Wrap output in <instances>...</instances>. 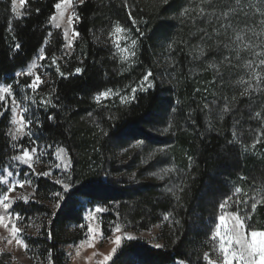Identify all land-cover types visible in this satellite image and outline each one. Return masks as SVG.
<instances>
[{
    "label": "trees",
    "instance_id": "obj_1",
    "mask_svg": "<svg viewBox=\"0 0 264 264\" xmlns=\"http://www.w3.org/2000/svg\"><path fill=\"white\" fill-rule=\"evenodd\" d=\"M59 1L25 0L22 15L15 17L11 13V0H0V82L10 83L42 48L47 59H61L54 71L48 72L51 106L38 111L32 127L40 143L66 148L72 160L69 174L74 187L64 194L62 207L50 216V223L44 224L39 236L28 240V246L38 247L50 264H62L64 246L76 238L69 232L84 205L81 200L86 204L111 202L117 203L116 210L121 219L141 229L157 221V216L165 212L170 214L172 222L171 229L167 225L162 229V234L168 232L166 237L162 235V248L125 242L110 264H172L176 260L192 264L189 256L195 252L200 256L205 249L200 227L205 218L211 217L207 214L211 205L205 203L216 202L221 194L236 187L241 188V193L233 200H249L247 211L251 216L248 224L252 229L264 231V203L258 204L255 212L251 209V198L257 196L260 199L257 190L264 189V100L257 102L256 97L251 100L249 96H241L234 86L236 72L226 64L220 66L224 76L219 80L210 68L197 75L191 72V57H195L190 50L192 32L188 24L182 22L213 21L224 12L233 19L237 0H170V4L163 6L159 0H85L84 4L74 0V30L79 35L71 53L64 58L63 36L50 26L54 5ZM202 9L205 15L200 14ZM181 12L185 14L182 16ZM9 21L12 22L11 31ZM174 22L180 25L176 26ZM117 24L127 28L133 39L138 40L137 55L130 64L122 61L117 52L114 31ZM140 32L144 33L143 37ZM212 40L207 38L203 42L207 48L202 59L204 65L220 61L214 58L217 49ZM16 43L22 45L19 51L15 49ZM169 43H173V47L168 49L170 58L164 69L172 74L161 83L155 79L159 71L156 70V59L160 45ZM57 66L64 76L56 71ZM77 67L83 71L75 73ZM165 70L161 71L162 76ZM149 72L154 87L147 92L138 91L137 99L126 104L97 105L94 97L101 91L137 85ZM225 97L232 111L221 120L220 111L214 108L212 101L221 104ZM205 104L211 112L204 108ZM256 112L262 114L261 118L255 117ZM113 114L116 119L110 120L109 116ZM49 116L54 119L49 120ZM149 117L152 122L146 123ZM159 121L172 122L174 135L165 137L171 139L167 158L183 171L180 200L174 204L168 198L158 200L159 195L150 186H134L113 178L122 168L115 164L113 151L129 148L136 139L145 140L142 148L155 141L163 142L164 135L150 129ZM180 124L186 126L185 130L179 128ZM8 128L9 113L5 112L0 115V169L14 155ZM102 129L110 134L118 133V140L104 137ZM256 133L262 136L259 143L250 141ZM131 150L136 152L133 153L136 156H133L134 163L141 164L138 154L141 149L132 147ZM81 185L84 189L76 191ZM53 187L40 179L36 197L50 201ZM251 192L253 194H249ZM239 208L243 214L245 206L241 203ZM28 209H36L35 204ZM230 209L235 212L237 205L232 203ZM144 215L148 219L144 222L146 225L143 222L137 224V218H145Z\"/></svg>",
    "mask_w": 264,
    "mask_h": 264
},
{
    "label": "rangeland",
    "instance_id": "obj_2",
    "mask_svg": "<svg viewBox=\"0 0 264 264\" xmlns=\"http://www.w3.org/2000/svg\"><path fill=\"white\" fill-rule=\"evenodd\" d=\"M60 2V1H59ZM259 3V0H240V4L237 5V2L234 4L233 7V14L235 15V18H224L220 17L219 19H215L213 21L207 20V21H194V20H184L182 21L185 23V25L189 26V29L191 30V38H192V48L190 49L193 51V55L195 54V57L198 55V51L195 49V46L200 44L201 37H204V40L208 37H205V32L209 34L211 37L210 40H212L214 46L217 50H214V53L216 54L214 56L215 59H218L220 61L216 63H211V65H214L212 67L207 65H204L202 63L203 57H200L199 59H194V56L191 57L193 66L191 65V72H194L195 75L199 72H203L205 69L208 68L212 69L214 72L215 77L219 79H223L224 76L223 72L221 71L222 65L228 66L229 68H233V70L236 72L237 77L235 78V82L239 80L240 78H244L245 80H249L251 78V82L253 85H255L256 81L254 77H252L251 71L249 68L246 67V61L252 60L255 64L258 65L259 59L264 57H257V52H264V25L260 24V21L264 19L259 13L256 11V7L254 6L251 10H248V5H256ZM24 5H19V0H17V7L20 12H22V8ZM74 6L75 1L69 0V4L67 7H65L62 4V10L64 11L63 18L59 19L58 21H53L50 19V26L54 29H57L61 32L63 36V42L64 45L66 44L64 33L65 31L68 32V36L71 39L74 30V24L76 22V16L74 13ZM261 10H264V4L260 5ZM243 9L244 11L248 12L249 20L247 22V30H245L246 25L243 22V15L244 12L241 11ZM59 11L55 8V12L52 15L56 16L58 15ZM15 16V15H14ZM72 16V22L71 26H69L68 17ZM16 17V16H15ZM59 22L60 27L57 28L55 24ZM181 22V23H182ZM221 24H231L232 27L228 29H223L220 27ZM174 25L179 26V22H174ZM216 29L219 32V35L217 36L216 33L213 31ZM253 31H255L258 35L253 36ZM116 33V32H115ZM117 35V42L119 44V47L121 49L129 48L131 46V39H133L132 33H116ZM75 39H73L74 43ZM219 41V48H217V42ZM204 42V41H203ZM72 43V46H73ZM228 43L229 48H224L223 44ZM253 44V45H259V47L254 48H244L245 44ZM159 52L157 54V76L155 79L163 83L168 80V75L172 74V71H166L164 67L169 61L168 58L170 56L168 55V47L167 45L163 44L160 45ZM43 49V48H42ZM72 50V48H71ZM71 50L63 47V53L62 58L65 56H68L71 53ZM118 52V50H117ZM237 52L240 53L239 58L237 59ZM119 54V52H118ZM121 54V53H120ZM44 55V53H43ZM123 55H128L127 52H124ZM224 56H229L231 63L228 61H223ZM41 57V49L38 51L37 55L32 59V61L22 70L18 71L17 73H22L21 75H17V73L14 75V79L10 83H3L0 82V85H12L13 86V92L15 94L14 98L17 101V104L20 106L17 108V111L20 112L22 107L28 108V112L21 113L24 116L25 123L29 119L33 121V126L36 122V114H38L39 110L45 111L47 108L51 106V104H43L41 101H48L50 100V91L48 87V77L49 73L51 71H54V68L56 65L52 64V59H47L45 56L43 59ZM134 58H130V61H133ZM61 60L60 58L56 59L58 62ZM130 61H124L128 64H130ZM35 62L36 67L33 69V75L28 76L27 68L30 64ZM132 63V62H131ZM57 64V63H56ZM170 69V68H169ZM172 69V68H171ZM165 70V73L161 74V71ZM257 71L260 73L261 78L264 79V68H258ZM152 74V73H151ZM161 74V75H160ZM36 75H39L41 83L37 86L35 92H33L32 89L26 87V83L30 84L32 79L35 78ZM214 77V78H215ZM149 79L152 81L151 76ZM22 81V83H19V81ZM234 82V86L237 87L239 92L241 93L244 88L247 86L246 84H237ZM19 83V85H17ZM153 83V81H152ZM130 85L129 87H126L122 90H112V93H110L107 97H101V100L99 103H97L98 106H108L110 104L119 102L120 103V97L121 96H131L132 95V88L138 87V85ZM43 88V89H41ZM25 96H30L33 98L35 103H33L32 100H25ZM256 97L257 102H262L264 100V85H261V88L259 91H253L251 95L252 98ZM12 99L13 97L6 96L5 101H0V115L6 113H9V128H8V138L12 144V151H14V155H20L22 154L20 152L21 147H27L29 150L32 147L37 148V152L35 154L30 153L33 156V169H29L26 165H19L18 162L12 161L11 158L6 161L4 166L0 169V195L7 192L8 187H13V191L8 193L10 200H16L17 197H20L21 199L17 200L16 204L12 207H10L9 214L5 216V223L11 227L12 218L15 215V212H20L25 219L23 221L17 220V226L21 227L23 231L20 233V238H22L25 243L28 242V240L36 239L41 229L43 228L44 224H49L51 221L50 216L54 215L58 209L54 207V205L57 202L58 198H54L51 196V200H41L40 197H36V188H37V182L41 180H45L49 184L53 185L54 192H61L62 194H67L71 191V189L74 187V184L72 182V186L68 189V191L65 193L64 189L60 185H56L54 183V179L56 177H64L65 173L60 171L59 169L53 168V165L55 163H59L60 161H57L55 158V150L57 147H49L46 146L44 143H40L37 137L35 136V129L32 127V124L28 125V128L25 129V131H31V134L28 136L21 137L18 141L13 142L11 140V136L9 135V130L11 129L13 132L15 131L16 126L11 124V118H12ZM96 101V100H95ZM225 104V101L221 104L214 105V108L216 110H220L223 108ZM264 105V102L263 104ZM215 110V111H216ZM166 123V124H165ZM169 124L172 125V122H160L157 124H152L150 129L152 131L161 132L163 136V142H157L156 141L151 145H146L142 148L139 147L138 149H141L138 151L139 155L141 156L140 162L141 164L134 163L133 156L136 153L134 150H131L132 143L129 148H123V149H115L113 152H115L114 162L115 164L121 168V172L117 173L118 175H113V178H120L123 181H126V183H133L134 186L138 185H147L153 188L154 192L157 193L158 200H164L165 198H168L171 201L172 204L176 203V195H180L179 193L182 188L183 178H182V167L178 166L173 160H169L168 154H160L158 153L156 157L152 160H149L147 163H144L143 161L147 160L149 153L154 152L157 148H164L166 149V152L168 150V146L171 142L170 138H165L169 134L174 135L173 126L170 128L168 133H165L163 129L167 127ZM165 125V126H164ZM253 128H256V125H252ZM180 129L185 130L186 126L179 125ZM263 129V128H262ZM251 132V131H250ZM249 132V133H250ZM255 132V129L252 130V134ZM262 132V131H261ZM261 133H256V136L254 139H250V141H257V138L262 137L260 136ZM240 137H238L236 140H239ZM249 138V137H248ZM13 144H16V147H13ZM41 149L44 150L43 154L41 153ZM13 155V156H14ZM136 157V156H134ZM173 168L174 171L171 173H168L165 175V178L163 180L159 179L158 176L151 175L152 172H161V169L163 168ZM4 169H8L13 172V177H8L7 173L4 171ZM45 171H51L52 175L49 177H45L42 175H38L39 173L45 172ZM24 173H28L31 176L32 184L28 185L25 184L24 186H20L18 184L13 185V179H23ZM133 173L136 175L133 177ZM130 177H132L130 179ZM125 184V183H124ZM166 188H171L172 192L166 191ZM235 190L228 189L227 193H223L218 197L216 202L211 203V201L206 202L205 204L210 206L207 210V214L211 217L205 218L203 221L202 227H200V230L202 231L203 238H204V246L205 249L201 253V255H197L198 253L195 252V254H192L189 256L192 264H207V262L203 259V255L205 252L209 253L210 259L216 260L217 259V253L214 251V243L211 242V234L215 230V224L217 223V217L219 215H225V224L230 225L231 224V218L229 217L228 213L232 212L230 207L226 208L224 211H221L219 209V204L223 202L224 198L228 195H232ZM253 194V192L249 193ZM255 194V193H254ZM24 197H27L28 202L25 203ZM81 202L84 203V205L81 206L78 211V217L76 222L72 223L70 225V232L71 234H74L76 238L73 242H70L66 244L63 248V261L62 264H99L100 261L104 260L105 256H108L111 254V258L106 262V264H110L112 258L116 254V252L120 249V247L125 242H137L140 244H145L146 246L156 248L155 244L162 245V235L163 237L167 236L168 232L162 234V229L165 225L168 226V229H171V217L170 214L168 215L166 212L161 213L158 215L157 221L146 225L148 222L147 217L145 218H137V224H140L141 222L144 223L145 228L141 229L136 227L132 223H128L125 220L121 219L120 216L117 213V203H91L86 204L85 201L81 200ZM32 204H35L36 209H31V211H28ZM82 204V203H81ZM173 206V205H170ZM96 207H100L102 209L101 212L96 213L95 209ZM197 207V206H196ZM171 211V208L169 207V212ZM197 211V209H196ZM5 210L0 206V214H4ZM92 212L93 215L89 219H85V217L88 216V213ZM168 215L169 219L165 220L164 216ZM208 216V217H209ZM207 217V216H206ZM147 219V220H146ZM139 220V221H138ZM83 225V227H81ZM91 225L93 232L88 233V226ZM116 225H120V231L116 232L113 231ZM166 229V230H168ZM119 235L122 237L121 242L119 245L114 243L115 237ZM132 236L133 239L129 240L127 239V236ZM91 239L92 243L89 244L87 241ZM9 240L11 242L9 243ZM116 248V252L113 253L112 249ZM162 248V247H161ZM160 249V248H156ZM178 260L174 261L172 264H176ZM0 264H50L48 257L43 255L41 251L38 249V247H27L22 248L20 245L16 243V238L12 237L8 229L4 228L3 226H0ZM185 264H190L186 263ZM235 264V262H234Z\"/></svg>",
    "mask_w": 264,
    "mask_h": 264
},
{
    "label": "snow or ice",
    "instance_id": "obj_3",
    "mask_svg": "<svg viewBox=\"0 0 264 264\" xmlns=\"http://www.w3.org/2000/svg\"><path fill=\"white\" fill-rule=\"evenodd\" d=\"M25 0H19V5H24ZM80 4H84L85 0H79ZM159 3L161 6L163 5H168L170 4V0H159ZM62 4L67 7V5L69 4V0H60V2L56 3L54 5V7L57 10H61L59 11L58 15L51 17V19L53 21H58L59 19L63 18L64 15V11L62 10ZM240 4V0H237V5ZM264 4V0H259V3L256 5H252L249 4L248 10H251L254 6L256 7V11L259 13V15H261L262 17H264V10H261L260 5ZM210 7L212 5H209ZM37 11H39V9H37ZM241 11L244 12L243 15V21H239V22H243L246 25L245 30H247V22L250 19L248 16V12L244 11L243 9H241ZM11 13H13L16 17H20L22 15V13L18 10L17 7V0H11ZM184 12H181L180 15H184ZM201 15H205L206 13L203 11V9L201 10ZM210 15V14H209ZM222 16L224 18H227L229 16L228 12H224L222 13ZM79 18V17H77ZM68 21H69V26H71V22H72V16L68 17ZM136 21L133 20V24H135ZM261 25H264V19H262L260 21ZM55 26L57 28L60 27L59 22H57L55 24ZM221 28L223 29H228L231 28L232 25L231 24H221L220 25ZM9 30H12V22L9 21ZM114 31L116 33H127L128 29L119 26L118 24L115 26ZM216 35H219V32L214 29L213 30ZM253 36H257L258 34L253 31ZM79 35V33L77 32H73L72 34V38L70 39L68 36V32L65 31L64 36H65V40H66V44L64 45L65 48L71 50L72 48V43H73V39H75L77 36ZM144 33L140 32V36L143 37ZM205 37H208V39H211V37L209 36V34L207 32H205ZM15 39V37H14ZM96 39H99V37H96ZM201 44H198L195 46V49L198 51V55L196 57H194L195 59H199L200 57H203L206 53V46L203 44L204 41V37H201ZM137 46H138V40L137 39H131V46L129 48H125V49H121L119 47V44L116 45L118 52L121 53L120 55V59L122 61H130V58H134L137 55ZM219 41L217 42V48H219ZM22 45L20 43H16L15 44V49L17 51H19L21 49ZM168 49L171 50L173 47V43H169L167 45ZM224 48H229V44L228 43H224L223 44ZM254 47H259V45H253L251 43L249 44H245L244 48H254ZM43 49H41V59L44 58L43 55ZM124 52H127L128 55H123ZM257 57H264V52H257L256 53ZM240 53L237 52V59L239 58ZM228 61L229 63H231L230 57L229 56H224L223 61H221V63ZM134 62V61H130ZM57 61L56 58L53 57L52 58V64L56 65ZM210 67L214 66V65H209ZM36 67L35 62H33L32 64H30L27 68V75L28 76H32L33 75V69ZM246 67L249 68V70L251 71L252 77H254L256 83L255 85H253V83L251 82V78L249 80H245L244 78H240L239 80H237L235 83L237 84H246L247 86L244 88V90L240 93L241 96H249L251 98L252 92L253 91H259L261 88V85H264V79L261 78L260 73L257 71L258 68H264V58H260L259 59V63L258 65L255 64L252 60H248L246 61ZM56 71L61 75L64 76L65 74L63 72L60 71L59 66L56 67ZM83 71L82 68L77 67L75 69V73H81ZM22 73H17V75H21ZM152 74L149 72L146 75L143 76L142 80L140 81V84L138 85V87H134L132 88V95L129 96H121L120 97V103L121 104H126V103H130L132 100L137 99L136 97V93L139 92H147L148 90L152 89L154 87L152 81L149 79V77ZM41 83L40 77L39 75H36L34 79H32L31 83L26 85L27 88H30L33 90V92H35L37 86ZM197 91H200V89H197ZM110 93H112L111 89H108L107 91H101L100 93H98L94 99L96 100L97 103L100 102L101 97H107ZM213 95H216V93H213ZM6 96L9 97H13L12 99V107H11V112H12V118H11V124L16 126L15 131L13 132L11 129L9 130V135L11 136V140L13 142L18 141L21 137L23 136H28L31 134V131H25L26 128H28V125L32 124L33 121L31 119H29L27 121V123H25V119L24 116L21 113H25L28 112V108L26 107H22L20 112L17 111V108L20 107L17 104L16 99L14 98L15 94L13 92V86L12 85H0V101H5ZM25 100H32L33 103H35V101L33 100L32 97L30 96H25L24 97ZM232 100L235 101L236 97L233 96ZM41 103L43 104H51V100L48 101H41ZM212 105H216V100L212 101ZM52 107H56L55 104H52ZM205 109H208L209 112L212 111L211 108H209L208 104L204 105ZM172 111L175 112L176 109L172 108ZM220 119L222 120L224 118V115L229 113L230 111H232V108L229 105V102L227 101V98L225 97V104L223 106V108H221L220 110ZM89 115H91V113H89ZM262 114L260 112H256L255 113V117L256 118H261ZM49 120L54 119V117L49 116L48 117ZM110 120H115L116 116L110 115L109 116ZM147 122H152V118L149 117L146 121ZM172 127L171 124H169L167 127H165L163 129V131L165 133H168L170 128ZM103 132L104 137L108 138V139H115L118 140L119 138V134L118 133H112L110 134L108 131L105 130H101ZM233 136H236V132L233 131ZM135 139V137H133ZM145 143V140L142 139H136L135 144L132 145V147L135 148H139L141 147V144ZM256 143H259V137L257 138ZM13 147H16V144H13ZM49 147H51L49 145ZM253 147H255V143L253 144ZM20 152L22 154L20 155H14L11 157L12 161H16L18 162L19 165H26L29 169H33V156L30 154H35L37 152V148L36 147H32L30 150L27 147H21L20 148ZM44 150L41 149V153L43 154ZM160 153V154H166V149L164 148H157L154 152L149 153V156L147 158V160L143 161L144 163H147L149 160H152L156 157V155ZM55 158L57 161H60L59 163H55L53 165V168L55 169H59L60 171H62L63 173H65L64 177H56L54 179V183L56 185H60L62 186V188L64 189V192L66 193L68 191V189L72 186V176L69 174L72 170V160L69 157V154L66 150L65 147L63 146H58L55 150ZM191 157H189V161L191 162ZM4 171L7 173L8 177H13V172L8 170V169H4ZM172 171H174L173 168H163L161 169V172H152L151 175L153 176H158L159 179L163 180L165 178V175H167L168 173H171ZM38 175H42L45 177H49L52 175L51 171H45L42 173H39ZM136 174L133 173V177ZM132 177H130L131 179ZM20 185V186H24L25 184L31 185L32 184V179L31 176L28 173H24V178L23 179H13V185ZM84 189V185H81V188L76 189V191H82ZM13 191V187H8L7 192L3 193L2 195H0V206H2V208L5 210L4 214H0V226H3L4 228L8 229V231L10 232L12 237L16 238V243L18 245H20L22 248H27L28 244L25 243V241L20 238V233L23 231V229L21 227L17 226L16 221H23L25 219V217L20 213V212H15L14 217L12 218V222H11V227H9L8 224L5 223V216L9 214V210L10 207L14 206L17 202V200L21 199L20 197H17L16 200H10L8 193ZM166 191L172 192L171 188H166ZM241 193V188L240 187H236L235 191L232 195H228L224 198L223 202L219 204V209L221 211H224L226 208L230 207V205L232 203L237 205V209L235 212H229L228 215L231 218V224L230 225H226L225 224V215H219L217 217V223L215 224V230L212 232L211 234V242H216L214 243V251L217 253V259L214 261L212 259H210L209 253L205 252L203 255V259L207 262V264H264V231H257L255 229H252V226L248 224V220L250 219L251 213H249L247 211V206L249 204V200H233V197L236 196L237 194ZM176 196V200L179 202L180 197L179 195H176L175 193H173ZM257 195L260 197V199L257 198V196H253L251 198L252 202H251V209L252 212H255L257 210L258 204L264 203V189H258L257 190ZM52 196L54 198H58L56 204L54 205V207L56 209H60L62 207L61 205V201H64V194H62L61 192H54L52 193ZM25 203L28 202L27 197L23 198ZM243 204L245 206L244 209V213L241 214L240 212V208L239 205ZM102 209L100 207H96L95 212L99 213L101 212ZM93 215L92 212L88 213V216L85 217V219H89L91 218ZM165 220L169 219L168 215L164 216ZM177 223H179V221H177ZM83 227V225L81 226ZM113 231H120V225H116L115 228L113 229ZM93 229L91 227V225L88 226V233H92ZM51 235V234H49ZM122 237L117 235L115 237V241L114 243H116L117 245L120 244ZM127 239L131 240L133 239L132 236H127ZM11 242V240H9V243ZM87 243L91 244L92 241L91 239H89L87 241ZM156 248H161L162 245L160 244H155ZM116 248L112 249V252L115 253L116 252ZM111 258V254H109L108 256L104 257L103 261H100L99 264H106V262ZM176 264H185L184 260H178L176 262Z\"/></svg>",
    "mask_w": 264,
    "mask_h": 264
}]
</instances>
